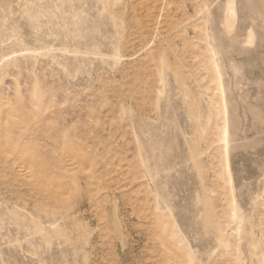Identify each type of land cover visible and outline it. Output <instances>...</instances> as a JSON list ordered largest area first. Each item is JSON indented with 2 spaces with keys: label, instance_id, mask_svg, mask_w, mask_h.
I'll return each instance as SVG.
<instances>
[{
  "label": "rangeland",
  "instance_id": "1",
  "mask_svg": "<svg viewBox=\"0 0 264 264\" xmlns=\"http://www.w3.org/2000/svg\"><path fill=\"white\" fill-rule=\"evenodd\" d=\"M239 2L0 0V264H264V0Z\"/></svg>",
  "mask_w": 264,
  "mask_h": 264
},
{
  "label": "bare ground",
  "instance_id": "2",
  "mask_svg": "<svg viewBox=\"0 0 264 264\" xmlns=\"http://www.w3.org/2000/svg\"><path fill=\"white\" fill-rule=\"evenodd\" d=\"M73 1V0H72ZM76 1V0H75ZM229 1V0H228ZM237 1V0H236ZM240 2V7H241V2L243 1H245L246 2V0H239ZM215 2H216V0H215ZM243 3L244 5H245V7L246 8H248L249 9V11H256L257 12V10L259 9V7L257 6V4H255V2H253V0H250V1H247L246 3ZM78 3V2H77ZM76 3V4H77ZM224 3H225V1H224ZM238 3V2H237ZM68 4V3H67ZM84 4V3H83ZM222 3H221V1H220V5H221ZM80 6V5H79ZM212 6H214L215 7V5H212ZM58 7V6H57ZM61 7V6H60ZM214 7H213V10H214ZM221 7H222V5H221ZM74 8V7H73ZM212 9V8H211ZM68 10V9H67ZM86 10V9H85ZM261 10V9H260ZM216 11V10H215ZM239 11V10H238ZM252 11V12H253ZM214 12V11H213ZM38 13V12H37ZM41 13H42V11H41ZM68 13V12H67ZM234 13H235V11H234ZM233 13V14H234ZM240 13V12H239ZM248 13V12H247ZM260 13H261V11H260ZM43 14V13H42ZM240 14H242V13H240ZM239 14V15H240ZM256 14V13H255ZM254 13H253V16H251L253 19H259V18H261V19H263V21H264V12L262 13V15H260V16H256ZM82 15H83V13H82ZM89 15V14H88ZM87 15V16H88ZM249 15H251V14H249ZM55 16V15H54ZM72 16V15H71ZM84 16V15H83ZM246 16V15H245ZM216 17V16H215ZM242 17V16H241ZM257 17V18H256ZM32 18V17H31ZM89 18V17H88ZM91 18V17H90ZM239 18H240V16H239ZM244 18V17H243ZM248 18V17H247ZM21 19V18H20ZM72 19V18H71ZM74 19V18H73ZM247 20V19H246ZM32 22H33V20H31ZM88 21V20H87ZM86 21V22H87ZM254 21V20H253ZM259 21V20H258ZM31 22V23H32ZM73 22V21H72ZM85 22V23H86ZM51 23V22H50ZM75 23V22H74ZM217 23V22H216ZM259 23V22H258ZM30 24V23H29ZM252 25V24H251ZM216 26V25H215ZM253 26V25H252ZM258 26V25H257ZM259 26H261V25H259ZM214 27V26H213ZM17 28V27H16ZM254 28H256V27H254ZM215 29V28H214ZM261 29H262V31H263V36H264V26L263 27H261ZM218 31H221V30H218ZM223 31V30H222ZM240 31V30H239ZM53 33H55V32H53ZM57 33V32H56ZM224 33V32H223ZM58 34V33H57ZM60 35L62 34V33H59ZM239 34H242V31H240V33ZM239 34H238V36H239ZM244 34V33H243ZM242 34V35H243ZM60 35H58V37L60 36ZM257 35H259V34H257ZM55 36V35H54ZM226 36V35H225ZM237 36V35H236ZM237 36V37H238ZM240 37V36H239ZM241 37H243V36H241ZM245 37V36H244ZM258 37V36H257ZM41 38V37H40ZM261 38V37H260ZM58 39V38H57ZM218 40V39H217ZM235 40H237V39H235ZM239 40V39H238ZM237 40V41H238ZM1 41V40H0ZM235 42V41H234ZM238 42H240V41H238ZM216 43V42H215ZM214 43V44H215ZM236 43V42H235ZM49 44V43H48ZM53 44V43H52ZM241 44V43H240ZM63 46V45H62ZM67 47H69V45L67 46ZM220 46L219 45H217V48H219ZM55 49V48H54ZM68 49V48H67ZM221 49V48H220ZM253 49V48H252ZM69 51V50H68ZM254 55H255V53H254ZM234 56V55H233ZM231 58V57H230ZM243 58V57H242ZM244 59V58H243ZM247 59V58H246ZM238 60H240L239 58H238ZM249 60V59H248ZM238 62V61H237ZM224 67V66H223ZM233 68V70H234V72H236V73H238L239 72V67H238V65H236V64H233V66H232ZM228 70V69H227ZM230 75V74H229ZM233 76H234V74H233ZM245 76V75H244ZM226 77V76H225ZM232 77V76H231ZM230 79V78H229ZM228 79V80H229ZM235 79V78H234ZM242 79V78H241ZM220 80V79H219ZM236 80V79H235ZM235 81H233V83H234ZM255 84V83H254ZM221 85V84H220ZM233 86V85H232ZM239 86V85H238ZM221 88V87H220ZM237 88V87H236ZM238 89V88H237ZM221 91V90H220ZM242 91V90H241ZM222 92V91H221ZM223 93V92H222ZM239 93V92H238ZM242 93H244V92H242ZM242 95V94H241ZM237 99V98H236ZM243 99H245V98H243ZM235 100V99H234ZM248 102V101H247ZM246 102V103H247ZM235 105H236V103H235ZM231 111V110H230ZM234 112V111H233ZM255 113V112H254ZM258 114V113H257ZM257 117V116H256ZM258 117H260V116H258ZM262 121V120H261ZM252 142V141H251ZM254 142V141H253ZM232 144V143H231ZM227 145H228V143H227Z\"/></svg>",
  "mask_w": 264,
  "mask_h": 264
}]
</instances>
